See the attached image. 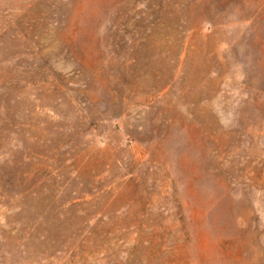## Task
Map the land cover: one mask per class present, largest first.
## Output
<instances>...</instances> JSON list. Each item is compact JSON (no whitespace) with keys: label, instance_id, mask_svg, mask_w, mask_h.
I'll return each instance as SVG.
<instances>
[{"label":"rangeland","instance_id":"374dc122","mask_svg":"<svg viewBox=\"0 0 264 264\" xmlns=\"http://www.w3.org/2000/svg\"><path fill=\"white\" fill-rule=\"evenodd\" d=\"M0 264H264V0H0Z\"/></svg>","mask_w":264,"mask_h":264}]
</instances>
